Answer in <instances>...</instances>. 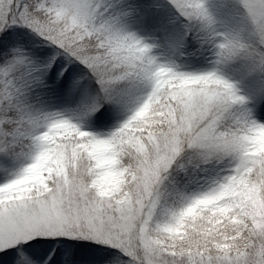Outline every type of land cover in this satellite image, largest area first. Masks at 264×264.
Returning a JSON list of instances; mask_svg holds the SVG:
<instances>
[{"label": "snow or ice", "instance_id": "1", "mask_svg": "<svg viewBox=\"0 0 264 264\" xmlns=\"http://www.w3.org/2000/svg\"><path fill=\"white\" fill-rule=\"evenodd\" d=\"M0 264H264V0H0Z\"/></svg>", "mask_w": 264, "mask_h": 264}, {"label": "rangeland", "instance_id": "2", "mask_svg": "<svg viewBox=\"0 0 264 264\" xmlns=\"http://www.w3.org/2000/svg\"><path fill=\"white\" fill-rule=\"evenodd\" d=\"M210 3L215 4L216 0H210ZM135 30L140 31L141 35L146 34L144 31L141 30V27H139V25H137ZM194 43L195 47H193L192 44H189L183 50L177 51L174 54H169L170 58L174 60L175 63L179 64L181 69L185 71H200L210 68L212 66L211 61L213 58L210 46L201 44L199 42ZM47 99L48 98H46V100ZM63 108L65 107L57 105L56 110H62ZM126 115L127 112L120 114L118 116L117 121H114V123L120 122ZM101 131H107V129H103Z\"/></svg>", "mask_w": 264, "mask_h": 264}, {"label": "trees", "instance_id": "3", "mask_svg": "<svg viewBox=\"0 0 264 264\" xmlns=\"http://www.w3.org/2000/svg\"><path fill=\"white\" fill-rule=\"evenodd\" d=\"M39 91V90H38ZM45 98V97H44ZM43 98V99H44ZM53 103H56V104H64V105H66V106H68V107H71V106H73L74 105V100H62V101H53Z\"/></svg>", "mask_w": 264, "mask_h": 264}]
</instances>
